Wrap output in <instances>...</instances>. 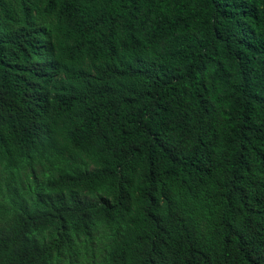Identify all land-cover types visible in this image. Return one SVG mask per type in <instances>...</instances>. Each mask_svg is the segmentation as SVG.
I'll list each match as a JSON object with an SVG mask.
<instances>
[{
    "label": "trees",
    "instance_id": "1",
    "mask_svg": "<svg viewBox=\"0 0 264 264\" xmlns=\"http://www.w3.org/2000/svg\"><path fill=\"white\" fill-rule=\"evenodd\" d=\"M0 264H264V0H0Z\"/></svg>",
    "mask_w": 264,
    "mask_h": 264
}]
</instances>
